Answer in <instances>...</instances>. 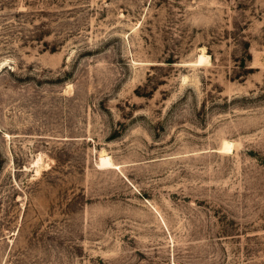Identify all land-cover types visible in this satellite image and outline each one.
I'll list each match as a JSON object with an SVG mask.
<instances>
[{
    "label": "rangeland",
    "instance_id": "rangeland-1",
    "mask_svg": "<svg viewBox=\"0 0 264 264\" xmlns=\"http://www.w3.org/2000/svg\"><path fill=\"white\" fill-rule=\"evenodd\" d=\"M0 264H264V0H0Z\"/></svg>",
    "mask_w": 264,
    "mask_h": 264
},
{
    "label": "bare ground",
    "instance_id": "bare-ground-1",
    "mask_svg": "<svg viewBox=\"0 0 264 264\" xmlns=\"http://www.w3.org/2000/svg\"><path fill=\"white\" fill-rule=\"evenodd\" d=\"M203 57H204V55L202 54V55H200V57H199V61L202 63L203 61ZM230 146H231V144L228 142V141H225L224 142V144H223V150L224 149H229L230 148ZM226 151V150H225ZM112 161V160H111ZM111 161H110V159H109V157L108 156H102L101 157V162H102V164L104 165V163H105V165H106V163H107V165L109 164V163H111ZM110 165V164H109ZM112 165H113V162H112Z\"/></svg>",
    "mask_w": 264,
    "mask_h": 264
}]
</instances>
